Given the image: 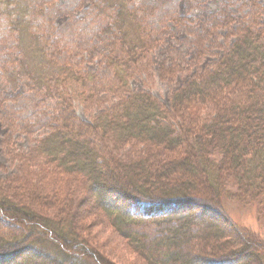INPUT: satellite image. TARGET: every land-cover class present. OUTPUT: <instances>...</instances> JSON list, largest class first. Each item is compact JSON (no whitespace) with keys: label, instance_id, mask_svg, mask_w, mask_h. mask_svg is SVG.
Wrapping results in <instances>:
<instances>
[{"label":"trees","instance_id":"16d2710c","mask_svg":"<svg viewBox=\"0 0 264 264\" xmlns=\"http://www.w3.org/2000/svg\"><path fill=\"white\" fill-rule=\"evenodd\" d=\"M98 4L117 32L122 57L119 61L114 56L111 65L114 84L121 83L118 89H124V95L83 121L74 112L66 83L72 77L86 81L93 76L77 65L59 64L45 47L32 46L37 39L27 22L26 0H0L17 33V77L24 73L26 84L47 99V107L55 103L54 111L48 107L42 119L28 124L27 132L49 129L29 153H8L19 160V171L0 181V218L17 231L0 237V264H79L89 259L108 264L80 238L73 208L68 217L45 215L34 205L51 198L40 190L18 188L21 170L34 169L33 163L81 188L90 210L145 264H264V241L236 225L223 205L232 192L236 202L257 207L264 215L262 32L245 25L239 29L212 69L170 97L167 112L150 94L130 91L126 84L130 66L142 63L147 40L154 47L149 35L141 40L143 34L133 32L136 11L128 9V0ZM10 81L17 80L11 76ZM74 95L94 99L78 90ZM191 107L207 114L194 125L175 129L173 117L185 116L189 122L184 112ZM124 147H140L146 155L141 161L123 159ZM177 149L182 153L171 157ZM30 192H35V204L23 195ZM142 203L171 210L158 218L135 217L132 211Z\"/></svg>","mask_w":264,"mask_h":264},{"label":"rangeland","instance_id":"374dc122","mask_svg":"<svg viewBox=\"0 0 264 264\" xmlns=\"http://www.w3.org/2000/svg\"><path fill=\"white\" fill-rule=\"evenodd\" d=\"M26 1L30 7L27 22L37 39L34 45H29L45 47L59 64L62 62L74 68L77 65L93 76L86 81L72 77V81L66 83L68 96L74 98L72 106L76 116L90 121L116 104L124 95V89H118L121 83L114 84L111 61L115 57L121 61L122 52L118 50L115 38L117 32L110 27L108 12H103L99 0ZM2 8L4 6H0V181L15 176L19 171V160L8 153L28 154L35 142L49 130L40 127L27 132L28 124L42 119L48 107L55 110V103L47 107L44 103L47 99H43L32 84H26L24 73H21L22 78L17 77L20 75L17 33L11 28V21ZM128 9L136 11L133 32L143 34L141 40L149 35L154 47L147 40L142 63L130 66L126 84L130 91L150 94L167 112L170 111V97L186 83L212 69L244 25L261 31L264 38V0H128ZM10 75L17 81L12 83ZM110 87L114 89L110 90ZM76 90L83 97L84 94L92 95L96 101L77 99L74 95ZM184 113L190 115L189 122L180 115L171 120L177 130L182 128V124L194 125L207 114L205 110L193 107ZM120 151L123 159L126 156L141 161L146 155L140 147H124ZM180 153L177 149L171 157ZM105 154L113 157L112 153ZM33 165L34 169H22L15 182L19 189L40 190L51 198L48 202L44 198V201L39 200L35 204L31 198L35 192L23 193L28 201L37 206L38 212L64 218L70 215L69 209L73 208L80 238L106 263L145 264L102 217L90 210L83 200V190L72 185V180L41 169L42 166L36 163ZM232 197V192H229V196L223 198L229 217L240 228L247 229L264 241V215L257 207H245ZM170 210L162 204L142 203L132 213L135 217L158 218ZM190 223L193 226L198 224L195 221ZM9 228L8 220L0 218V237L13 232ZM179 242L181 244L182 240ZM80 262L98 264L91 259Z\"/></svg>","mask_w":264,"mask_h":264}]
</instances>
